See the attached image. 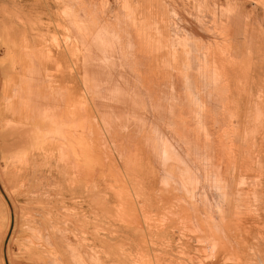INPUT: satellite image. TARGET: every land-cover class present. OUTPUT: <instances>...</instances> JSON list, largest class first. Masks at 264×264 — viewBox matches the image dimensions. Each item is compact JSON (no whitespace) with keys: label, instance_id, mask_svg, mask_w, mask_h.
Segmentation results:
<instances>
[{"label":"rangeland","instance_id":"rangeland-1","mask_svg":"<svg viewBox=\"0 0 264 264\" xmlns=\"http://www.w3.org/2000/svg\"><path fill=\"white\" fill-rule=\"evenodd\" d=\"M0 186V264H264V0H0Z\"/></svg>","mask_w":264,"mask_h":264},{"label":"bare ground","instance_id":"bare-ground-1","mask_svg":"<svg viewBox=\"0 0 264 264\" xmlns=\"http://www.w3.org/2000/svg\"><path fill=\"white\" fill-rule=\"evenodd\" d=\"M84 12V11H83ZM82 15H83V13H82ZM85 16V15H84ZM122 25V24H121ZM101 36V35H100ZM104 37V36H103ZM95 38V37H94ZM111 41V40H110ZM93 48V47H92ZM96 50V49H95ZM92 53V52H91ZM121 53V52H120ZM97 69V68H96ZM112 78V77H111ZM139 78V77H138ZM123 82V81H122ZM127 84V83H126ZM132 84V83H131ZM114 85V84H113ZM110 87L109 88H111V85H109ZM133 86V85H132ZM106 87V86H105ZM113 87V86H112ZM108 88V87H107ZM114 89V88H113ZM120 89V88H119ZM126 89V88H125ZM108 89H106V91H107ZM116 90V89H115ZM127 90V89H126ZM110 91L112 92V89H110ZM128 91V90H127ZM132 93V92H131ZM108 95H109V93H108ZM118 95V94H117ZM116 98H118V97H116ZM117 101V100H116ZM75 109H77V108H75ZM201 148V147H200ZM122 158V157H121ZM163 169V168H162ZM183 174V173H182ZM163 181V180H162Z\"/></svg>","mask_w":264,"mask_h":264},{"label":"water","instance_id":"water-1","mask_svg":"<svg viewBox=\"0 0 264 264\" xmlns=\"http://www.w3.org/2000/svg\"><path fill=\"white\" fill-rule=\"evenodd\" d=\"M0 189L2 190V192H3V189L1 188V186H0ZM3 194H4V196H5V198L7 199V201H8V198H7V196L5 195V193L3 192ZM9 202V201H8ZM9 204H10V202H9ZM12 220H13V216H12ZM12 227H13V221H12V224H11V229H12Z\"/></svg>","mask_w":264,"mask_h":264}]
</instances>
